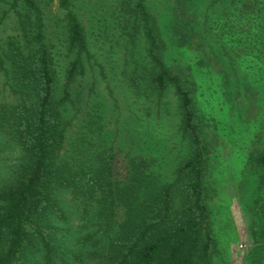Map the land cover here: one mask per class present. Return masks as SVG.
Wrapping results in <instances>:
<instances>
[{"label":"rangeland","instance_id":"rangeland-1","mask_svg":"<svg viewBox=\"0 0 264 264\" xmlns=\"http://www.w3.org/2000/svg\"><path fill=\"white\" fill-rule=\"evenodd\" d=\"M74 1L94 58L85 61L86 74L72 85V102L64 111V119L72 123L60 158L95 168L99 157L114 153L116 168L123 173L129 154H147L157 158L162 178L170 181L188 145L182 138L173 89L160 98L151 85L145 39L140 31L133 38V27L122 21L136 0ZM175 4V0H148L168 40L164 58L193 90L211 148L206 180L220 249L212 264H251L261 249L251 227L254 192L262 174L255 158L264 152V0H188L189 38L184 46L172 43ZM45 9L60 98L73 55L68 52L57 1ZM4 11L8 15L0 23V50L18 33L16 15L0 2V17ZM10 83L0 69V106L20 102ZM21 161V151L0 130V187L17 176ZM56 194L64 219L55 215L54 219L66 251L57 264H103L105 251L100 249L107 236L95 234L100 226L93 225V214L85 210L74 189Z\"/></svg>","mask_w":264,"mask_h":264},{"label":"trees","instance_id":"trees-1","mask_svg":"<svg viewBox=\"0 0 264 264\" xmlns=\"http://www.w3.org/2000/svg\"><path fill=\"white\" fill-rule=\"evenodd\" d=\"M51 1L0 0L14 12L18 27L17 35L0 50V69L20 97L17 104L0 106V130L18 147L22 159L17 176L0 187V264H57L63 259V234L54 215L64 219L56 194L64 188L74 189L85 210L93 214V225L100 226L95 234L107 236L100 249L105 251L103 264H212L220 249L206 180L211 148L193 90L164 58L168 40L148 0L129 5L122 21L133 27V38L140 31L145 39L153 88L160 98L172 88L178 101L188 152L170 181L162 178L157 158L147 154H129L123 173L116 168L114 153L99 157L95 168L60 158L72 123L64 119L72 85L86 74L85 61L94 55L75 1L56 0L73 55L63 95L57 98L59 70L45 9ZM175 3L172 43L184 46L189 38L188 0ZM7 15L4 11L0 23ZM255 162L262 174L254 192L251 230L261 249L251 264H264V152Z\"/></svg>","mask_w":264,"mask_h":264}]
</instances>
